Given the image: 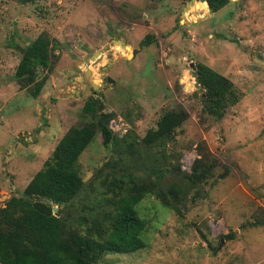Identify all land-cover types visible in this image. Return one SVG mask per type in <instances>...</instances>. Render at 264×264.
<instances>
[{
	"label": "rangeland",
	"instance_id": "374dc122",
	"mask_svg": "<svg viewBox=\"0 0 264 264\" xmlns=\"http://www.w3.org/2000/svg\"><path fill=\"white\" fill-rule=\"evenodd\" d=\"M188 2L0 0V207L22 192L70 127L90 121L81 108L97 99L113 115V143L124 137L132 147L104 148L96 134L77 160L85 190L73 201L75 217L87 216V206L108 209L103 199L111 193L102 195L98 174L154 168L164 174L163 191L175 184L182 191L178 214L144 196L135 209L145 246L106 253L99 264H264V0H229L211 14L202 3L182 11ZM40 33L59 46L38 71L44 83L31 98L32 87L20 89L13 74L18 48ZM145 35L153 42L139 46ZM189 63L206 65L240 92L219 121L202 115ZM175 109L186 117L173 142L144 149L133 141ZM199 149L217 167L193 196L175 167L187 175Z\"/></svg>",
	"mask_w": 264,
	"mask_h": 264
},
{
	"label": "trees",
	"instance_id": "16d2710c",
	"mask_svg": "<svg viewBox=\"0 0 264 264\" xmlns=\"http://www.w3.org/2000/svg\"><path fill=\"white\" fill-rule=\"evenodd\" d=\"M16 1L23 4L32 0ZM204 1L206 5L202 4L212 13L229 2ZM153 40L152 35H145L139 46L150 44ZM58 46L55 40L40 33L18 48L20 59L13 78L20 89L32 87L29 91L31 98L37 97L44 83V77H40L38 71L48 67L50 52ZM193 66L192 76L201 92L202 115L219 121L228 108L238 103L241 94L230 80L206 65L195 63ZM102 108L99 100L88 98L81 112L88 115L90 121L70 127L22 192L8 198L0 207V264H99L106 253L128 254L142 249L145 245L140 235L145 225L135 207L148 194L178 214L177 204L182 191L176 184L167 186L163 191V172L146 168L141 175L127 170L116 174L112 171L113 165L107 161L104 167L109 168L111 174L94 177L102 195L111 193L103 199L108 209L98 211L87 206L84 207L87 216L75 217L73 201L85 190L78 174L77 160L96 134L100 135L104 148H108V143L113 148L124 146L129 150L132 147L124 137L113 143L115 137L108 128L113 115L102 112ZM185 117V113L176 109L164 111L157 118L154 128L147 130L141 139L133 141L139 142L144 149H162L166 143L174 141V132ZM216 167L215 159L199 149L187 175H182L177 166L175 172L180 183L196 189L193 196H197L202 185L213 177ZM226 172L224 167L213 183L224 177ZM53 207L56 208L54 213Z\"/></svg>",
	"mask_w": 264,
	"mask_h": 264
},
{
	"label": "water",
	"instance_id": "95a60500",
	"mask_svg": "<svg viewBox=\"0 0 264 264\" xmlns=\"http://www.w3.org/2000/svg\"><path fill=\"white\" fill-rule=\"evenodd\" d=\"M198 1L201 2V3H205L204 0H198ZM193 2H194V0H189V2L185 4V7L183 8L182 11H185V8L188 6V4H189V3H193ZM205 5H206V3H205ZM206 7H207V6H206ZM207 11H208V13H210V14L212 13L211 10L208 9V8H207ZM111 42L114 43L115 45L120 44V47H121V48H124V47H125L124 44H123V42H121V41H116V40H113V39H112ZM189 67H190V70H191V71L194 70L193 63H189ZM105 69H106V67H103V68H102V71H101V80L103 79V73H104V70H105ZM193 78H194V77H193ZM193 86H194V88H197V87H198L197 84H196V82H195V80H194V84H193ZM93 89H94V88H93ZM39 111H40V113H41V112H42V108H40ZM42 122H43V118L40 119V123H42ZM45 202L47 203L48 200H45ZM55 210H56V208L53 207V208H52V212L54 213Z\"/></svg>",
	"mask_w": 264,
	"mask_h": 264
},
{
	"label": "crops",
	"instance_id": "0c3cea01",
	"mask_svg": "<svg viewBox=\"0 0 264 264\" xmlns=\"http://www.w3.org/2000/svg\"><path fill=\"white\" fill-rule=\"evenodd\" d=\"M112 43V42H111Z\"/></svg>",
	"mask_w": 264,
	"mask_h": 264
}]
</instances>
